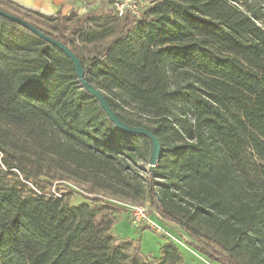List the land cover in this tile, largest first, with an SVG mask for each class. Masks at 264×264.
Segmentation results:
<instances>
[{
    "label": "trees",
    "instance_id": "obj_1",
    "mask_svg": "<svg viewBox=\"0 0 264 264\" xmlns=\"http://www.w3.org/2000/svg\"><path fill=\"white\" fill-rule=\"evenodd\" d=\"M0 9L70 47L117 116L161 147L150 172V139L116 127L56 46L0 16V264H182L171 240L152 261L115 241L113 198L147 201L211 263L264 264V0ZM64 182L90 203L45 191Z\"/></svg>",
    "mask_w": 264,
    "mask_h": 264
},
{
    "label": "rangeland",
    "instance_id": "obj_2",
    "mask_svg": "<svg viewBox=\"0 0 264 264\" xmlns=\"http://www.w3.org/2000/svg\"><path fill=\"white\" fill-rule=\"evenodd\" d=\"M80 7L73 9L72 11L77 14H83L92 9H99L107 11V9H115V14L120 16L117 6L123 5V12L125 10L130 13L139 15L152 1L154 0H80ZM253 0H251V3ZM84 6V7H83ZM35 11V10H33ZM63 12L66 15L70 13ZM259 23L264 27V14H261ZM56 14V13H55ZM55 14H52L55 16ZM93 24V23H92ZM71 30V23L67 25L65 29L66 33ZM139 165H143L141 162ZM147 166V165H146ZM148 167V166H147ZM29 186V185H28ZM59 189V192H68L70 189L74 191L73 197L70 199L71 204H79L81 202H88L89 200L84 198V185H76L72 182L54 183L51 187L46 188V192H52ZM109 197V195H107ZM116 203L123 205V210H118L115 213V225L110 231V234L115 241H132L138 245L140 250V256L145 260L158 259L159 248L167 240L173 241L181 254L183 255L182 264H216L209 262L207 258L190 249L183 243L185 235L175 226L164 223L159 217L150 209L149 203L132 202V201H119L113 198ZM129 205H142L148 208V214L151 220H154L161 226V230L155 229L149 224L141 222L135 224L132 222Z\"/></svg>",
    "mask_w": 264,
    "mask_h": 264
},
{
    "label": "water",
    "instance_id": "obj_3",
    "mask_svg": "<svg viewBox=\"0 0 264 264\" xmlns=\"http://www.w3.org/2000/svg\"><path fill=\"white\" fill-rule=\"evenodd\" d=\"M0 16L24 27L25 29L31 31L33 34L41 38L42 40L46 41L47 43L56 46L60 51H62L73 63L75 74L82 85V87L92 96H94L102 109L105 111L109 119L115 124L116 127L119 129L130 133V134H139L144 135L151 141V151L148 159V170L151 172L153 171L160 154V142L157 136H155L149 129L144 127H137L133 125H129L122 121L115 111L112 109V107L109 105L104 93L95 87L93 84H91L86 78L84 69L82 66V63L79 59V57L73 52V50L65 45L62 41L52 38L51 36L45 34L44 32L40 31L38 28H36L34 25L29 23L27 20L11 14L7 11L0 9Z\"/></svg>",
    "mask_w": 264,
    "mask_h": 264
},
{
    "label": "crops",
    "instance_id": "obj_4",
    "mask_svg": "<svg viewBox=\"0 0 264 264\" xmlns=\"http://www.w3.org/2000/svg\"><path fill=\"white\" fill-rule=\"evenodd\" d=\"M26 8L38 11L45 15L72 11L80 7V0H11ZM84 7V6H83Z\"/></svg>",
    "mask_w": 264,
    "mask_h": 264
},
{
    "label": "built area",
    "instance_id": "obj_5",
    "mask_svg": "<svg viewBox=\"0 0 264 264\" xmlns=\"http://www.w3.org/2000/svg\"><path fill=\"white\" fill-rule=\"evenodd\" d=\"M119 9V14L121 15L123 12V5L117 6ZM130 207V214L132 218V222L135 224H139L141 222H144L146 224H149L155 229L161 230V226L156 223L154 220H151L148 214V208L146 206L142 205H129Z\"/></svg>",
    "mask_w": 264,
    "mask_h": 264
}]
</instances>
